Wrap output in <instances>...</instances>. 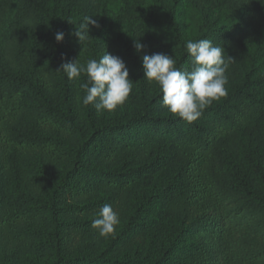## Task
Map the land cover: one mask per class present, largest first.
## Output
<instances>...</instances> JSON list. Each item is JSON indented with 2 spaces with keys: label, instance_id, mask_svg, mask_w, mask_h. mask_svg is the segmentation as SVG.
I'll use <instances>...</instances> for the list:
<instances>
[{
  "label": "trees",
  "instance_id": "1",
  "mask_svg": "<svg viewBox=\"0 0 264 264\" xmlns=\"http://www.w3.org/2000/svg\"><path fill=\"white\" fill-rule=\"evenodd\" d=\"M86 17L96 24L82 45L73 33ZM2 27L0 264H264L260 0H0ZM199 39L224 49L228 82L189 123L162 106L142 57L191 70L185 43ZM106 52L133 87L97 115L82 103L86 74L59 69ZM105 204L119 223L101 237L91 223Z\"/></svg>",
  "mask_w": 264,
  "mask_h": 264
},
{
  "label": "clouds",
  "instance_id": "2",
  "mask_svg": "<svg viewBox=\"0 0 264 264\" xmlns=\"http://www.w3.org/2000/svg\"><path fill=\"white\" fill-rule=\"evenodd\" d=\"M260 2L264 4V0ZM90 24L95 25L96 21L86 17L85 22L76 27L73 33L82 45L87 40ZM55 38L58 42L63 41L64 34L58 32ZM134 47L140 51L144 45L137 41ZM185 50L191 58V70L176 68L173 56L164 53L143 55L142 65L144 77L150 83L155 81L160 86L162 106L191 123L214 100L226 95L228 63L223 54L224 49L215 46L209 39L188 40ZM61 69L70 80L78 79L82 73L86 74L88 83L82 86L85 89L82 103L85 106L94 105L97 115L112 112L123 105L132 91L133 80L130 79L125 61L109 52L99 60L89 59L83 65L78 59L64 63ZM96 215L91 227L101 237L113 233L119 223L118 213L113 207L105 204Z\"/></svg>",
  "mask_w": 264,
  "mask_h": 264
},
{
  "label": "rangeland",
  "instance_id": "3",
  "mask_svg": "<svg viewBox=\"0 0 264 264\" xmlns=\"http://www.w3.org/2000/svg\"><path fill=\"white\" fill-rule=\"evenodd\" d=\"M16 14H17V5L15 3L11 13L8 16V20L9 21L13 20ZM6 28L5 27L0 28V58L2 57V55L3 56L8 55V50L12 45V40L10 39L8 29ZM9 247L10 246H8L7 248ZM16 264H44V260L41 258H37L34 255L28 254V255H23L19 259V262H17Z\"/></svg>",
  "mask_w": 264,
  "mask_h": 264
}]
</instances>
